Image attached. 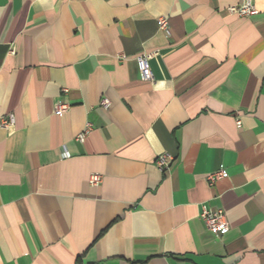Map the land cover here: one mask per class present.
<instances>
[{"label": "crops", "instance_id": "0c3cea01", "mask_svg": "<svg viewBox=\"0 0 264 264\" xmlns=\"http://www.w3.org/2000/svg\"><path fill=\"white\" fill-rule=\"evenodd\" d=\"M245 1L0 0V264H264V0Z\"/></svg>", "mask_w": 264, "mask_h": 264}, {"label": "built area", "instance_id": "2783aa9c", "mask_svg": "<svg viewBox=\"0 0 264 264\" xmlns=\"http://www.w3.org/2000/svg\"><path fill=\"white\" fill-rule=\"evenodd\" d=\"M232 13H235L239 16H254L258 14V11L256 7L254 6L252 0H246L244 4L233 7L230 10ZM159 29L165 32H169V22L166 17H162L158 21ZM156 55V53H147L142 54L137 57L138 67L141 73V79L143 81H154V75L152 72V69L150 67V60ZM102 105L104 107L109 106V102L107 100H104L102 102ZM68 105L61 103L58 106L59 111H67ZM16 122L15 116L13 114H9L5 117L1 118V126L3 128H9L12 127ZM238 124L240 126L241 122L238 121ZM91 129V125L88 124L85 132L79 136V140L83 141L86 133ZM174 161V157L169 154H163L157 159V166L161 171L168 170L172 163ZM226 176V173L224 171H219L216 173H213L207 177L208 183L212 186L214 185L218 180L224 178ZM101 181V177L98 175H95L91 178V182L93 184L99 183ZM201 219L204 221L206 227L208 230L215 234L219 235H225L230 230V225L227 219V216L225 212L222 209H211L207 206H203L201 213H200Z\"/></svg>", "mask_w": 264, "mask_h": 264}]
</instances>
